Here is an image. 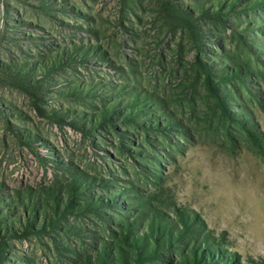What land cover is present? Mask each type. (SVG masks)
<instances>
[{"label":"rangeland","instance_id":"1","mask_svg":"<svg viewBox=\"0 0 264 264\" xmlns=\"http://www.w3.org/2000/svg\"><path fill=\"white\" fill-rule=\"evenodd\" d=\"M253 1L0 0V264H134L133 246L121 244L125 262L116 250L118 224L155 215L182 229V213L211 238L197 264H264ZM227 68L246 73L221 81ZM193 244L185 235L140 263L181 264L188 247L193 264Z\"/></svg>","mask_w":264,"mask_h":264},{"label":"trees","instance_id":"2","mask_svg":"<svg viewBox=\"0 0 264 264\" xmlns=\"http://www.w3.org/2000/svg\"><path fill=\"white\" fill-rule=\"evenodd\" d=\"M261 1V0H259ZM258 0H254L253 4H257V2H259ZM261 4V2H259ZM203 72H204V76H205V83L207 85V88L209 89V91L213 94V96L221 103L224 104V102H226L227 98H230V95L225 96V98H221L219 90L216 86H214V81L211 79V67L206 65L203 68ZM246 73V71H242L240 68H237L235 70L231 69V68H227L226 69V74H221L218 75V78L223 81V80H229L231 77H244V74ZM34 98L39 99L35 94H32ZM102 112V111H101ZM107 111H103L102 114V118H107L109 116V112ZM137 112V111H136ZM135 111L131 110L129 113L130 115H134V113H136ZM237 115V114H235ZM234 115V116H235ZM242 115V113L238 114V116ZM109 118V117H108ZM238 119V118H236ZM239 122L244 123V119L243 118H239L238 119ZM173 123V119L169 120V121H165V123L163 125H161L160 123L156 124V127L161 126L163 129H169L170 125ZM92 121L90 123V125H92ZM155 126V125H154ZM153 125H149L147 126L148 128H152L154 127ZM245 126V125H244ZM250 126V125H248ZM248 128V127H247ZM255 139V136H252ZM139 153V152H137ZM74 183H77L76 179H74ZM116 195L113 194L111 195L109 198L111 199H115ZM73 202V198L72 195L66 198L65 203L63 204V208H55L56 212H65V210H67V207L69 205H71ZM153 210L151 209L150 212H152ZM138 214V212H137ZM136 214V215H137ZM138 217V216H136ZM136 219V218H135ZM155 219L157 222H155ZM144 224H139L137 225V223L135 221H123L121 223L118 224V227L120 228L119 230V238H118V242H120V244H115L116 250L120 253L121 255V259L125 262V251L122 248L121 244H125V245H130L133 246L136 252V257L134 258L135 263L134 264H141L140 262L144 259H149V258H154L155 255H157V250L159 247L161 246H165L166 247H170L172 245V242L174 243L175 241L181 240V238H183L185 235H188V239H189V246H191L192 242H194V244L191 247V252L193 253L192 256V260H193V264H197V261L194 256V253L197 252L199 249V241H200V237H203L206 242L207 245L209 246V244L211 243V238L207 237L209 235L205 234L204 231H197V234H194V230L191 229L190 227V223L189 220L187 219V215L183 214L181 215L180 220L182 221L183 227L182 229H180L177 225L176 222H174V220H170L168 222H166L165 220H163L162 217L160 216H155L153 215L152 217H149L148 215H145L144 218ZM19 225H21L20 221H17ZM12 230V232H15L16 229H14L13 226H10V229ZM193 231V232H191ZM210 239V240H209ZM209 240V241H207ZM180 258H181V264H189V255H188V247L181 249L180 250ZM215 252H220V250H217ZM215 252H209V257L212 258V260L217 259L220 256H218L217 253ZM214 263V262H213ZM206 264V262H205Z\"/></svg>","mask_w":264,"mask_h":264}]
</instances>
